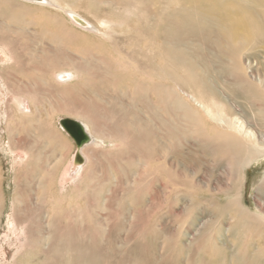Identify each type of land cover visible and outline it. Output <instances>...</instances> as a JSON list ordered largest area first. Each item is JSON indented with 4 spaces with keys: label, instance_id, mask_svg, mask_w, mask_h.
<instances>
[{
    "label": "rangeland",
    "instance_id": "obj_1",
    "mask_svg": "<svg viewBox=\"0 0 264 264\" xmlns=\"http://www.w3.org/2000/svg\"><path fill=\"white\" fill-rule=\"evenodd\" d=\"M1 1L0 46L14 60L0 58V264H264V152L244 163L251 149L236 156L240 135L228 124L240 118L264 144V38L231 36L248 16L245 0L186 9L204 30L195 37L193 24L184 27L186 61L207 90L175 92L169 82L160 109L163 80L125 66L133 49L175 48L162 29L180 37L154 0H55L97 34L52 5ZM103 21L124 22L114 30L121 47L101 36ZM254 21L262 28L264 13ZM70 71L79 79L69 86L54 79ZM196 100L212 108L215 100L226 122ZM65 117L114 142L88 148L84 172L67 184L76 146L58 128Z\"/></svg>",
    "mask_w": 264,
    "mask_h": 264
},
{
    "label": "bare ground",
    "instance_id": "obj_2",
    "mask_svg": "<svg viewBox=\"0 0 264 264\" xmlns=\"http://www.w3.org/2000/svg\"><path fill=\"white\" fill-rule=\"evenodd\" d=\"M2 1H4V0H2ZM17 1H20L22 3L26 2V3H30V4L52 5L55 8H59L61 10H64L67 14L70 15L71 18H73L74 22L76 21L85 30H90V31L95 30L96 34L99 31L89 21H87L85 18L80 17L79 15H77L71 9L59 6L57 4L58 2L55 1V0L54 1H52V0H38L36 2L29 1V0H17ZM114 1H121V0H114ZM125 1H127V0H125ZM187 1H189V2L186 3ZM3 3H5V2H3ZM8 3H10V2H8ZM8 3H5V4H8ZM125 3H123V4H125ZM173 4H176L178 6V8H176L174 10H170V8H171V6ZM153 5H156V7L158 9V15L167 14V22L168 23L172 24L173 21L176 19L175 25H176V27L178 29V32H179L178 34L180 35V37L178 36V40L177 41H174V38L169 36L170 35L169 28L162 29V32L164 31V34H162L164 36V40L163 41L172 42L175 45V48H163V47H160V49H157V50H152V51L148 50L146 53L141 51L140 48L133 49L129 53H127V62H125V66L130 67L133 64L134 67L137 70L141 71V73L143 72L145 74V73L153 72L155 75H157L161 79V81L163 80V83L162 82H161L162 84L159 83L160 86L157 88L159 90V92L162 93L161 95L157 96V100H158V104L157 105H158V109H160L162 105L164 107H167L169 105V99H170V96H171V90L173 88V85L176 86V90L174 88L175 92L177 90H182L184 88H188V89L189 88H194L195 90H197V91H199L201 93H202L203 89H205V91L207 90L205 85H204V82H203V80L201 78L200 73L197 71L196 63L189 64L186 61V59L188 57V55L185 52L186 41H184V37L186 35L183 36V33H184L183 30H185L184 27L187 26V25H191V27H192V24H193L195 26V28L192 27V30H194V31L191 30V32H190V34L194 35L195 37H197L199 35V33H201L204 30H202L203 28H201V27H197L196 24L199 23V19L193 18L196 15L192 14L193 16H191L189 20H187L188 19L187 17H186L187 19L184 17V12L186 11L187 8L192 10L194 13L196 12L195 10L198 9L199 0H184V3H183L182 0H154ZM245 5H246L247 12H248V16L246 17V19H243L241 21L237 20V21H235V23L233 22L234 25H233V28H232V31H231V36H232V40L235 43L239 41L240 35H241L240 33H243L245 40H249V38L251 36H253V35H255L253 38H261V39L264 38V26L262 28H258L256 26V24H255V21H254V18H255V16L257 14H263L264 13V0H245L244 1V6ZM35 6H37V5H35ZM135 9L139 10V8H137V7ZM125 10H126L125 11L126 16L127 17L131 16V9H128L126 7ZM142 11H144L143 8H142ZM190 20H191L192 23L190 22ZM80 21H82V22H80ZM122 22H120V21L119 22H116V21H103L102 23L100 22L101 26H103L106 29V31H107L104 34H102L101 36H103V38L106 37V39L108 38L110 40V42L112 43L111 45H113L115 48L121 47V43L122 44L124 43V40H121L120 38H118L116 36L117 35L116 31L114 32L115 27L116 28L117 27L120 28V26L123 25L124 22L123 23ZM232 24H231V26H232ZM213 27H214L213 24L209 25V28L213 29ZM198 28L201 29V30H197ZM111 31H113V32H111ZM112 33H114V35ZM140 34H141V32H140ZM159 34H161V33H158V36H159ZM143 36H145V35H143ZM142 38H144V37H141V38H138V39L142 40ZM103 43H104V40H103ZM163 49H166V50L162 51ZM0 55H1L0 58H1L2 62H7L8 63V61H13L14 60V57H13L14 55H13L11 49L9 47L4 46L3 44H2V47L0 46ZM190 56H191L192 60H195V61L198 58L197 56H193V55H190ZM144 74H142V75H144ZM1 78H3V77H1ZM77 78H78V73L77 72L70 71V72H62V73H57V74L54 73V79H56L57 83H59L61 85L62 84L63 85L64 84L68 85L69 82L71 83L74 80H76ZM2 82H3L4 86L9 87V84L6 81H2ZM169 82L173 83V85L170 83L171 86H167ZM4 89H5V87H4ZM11 90H13V89H11ZM14 92H15L14 95H18V98H22V97H19L20 96L19 95V91L18 92L14 91ZM25 98H27V97H24L23 99L25 100ZM12 100H14V99L12 98ZM17 101H19V100H17ZM196 101H197V105H199V107H201L204 110V113H206L207 115L211 116V118H217L218 121L220 120V121L226 122L225 121L226 120L225 117L223 118V115L221 116V113L219 111H217L215 113L214 107H217V108L221 107V105L220 104L218 105L215 102V100L212 101L213 105H214L213 108L210 107V105L208 103H206V102H204L202 100H200V101L196 100ZM17 103L21 104L20 101L17 102ZM179 103H180V101H179ZM21 105L25 109L26 108H30V106L28 104V101L27 102H22ZM17 109H18V107H17ZM20 109H21V107H20ZM72 119H74V118H72ZM191 119H193V118H191ZM75 120H78V121H80V122H82L84 124V126L87 129V131L91 135L92 141H91V144H89V145L85 146L83 149H81V154H82V156L85 159V163L84 164H75V162H74L75 151L73 152L72 159H71V165H69V167L67 168L66 173H65L66 177H65L64 181L66 182V184L68 182L71 183L72 181H75L77 179V177H79L84 172L83 170L85 169V166L87 165V163L89 161L88 160L89 157L87 155L88 148H91V147L94 148V146L106 147V146L109 145V144H107L109 139L105 140V139H103L105 137H103L102 135L98 136L97 133H95V131L91 127L92 123H87L84 120H79V119H75ZM58 121H59V119H58ZM58 124H59V122H58ZM228 124H229V129H231L232 131L235 132V134H238L241 137L240 138L238 136H235L236 139H235L234 145H235V148H236V153H238L236 156H240V154L242 153L241 152L242 150L246 151V150L251 149L250 150V154L245 158V161H244V163H245V162H249V160L252 159V157H254L255 155L256 156L263 155L264 144H262V143L260 144L259 143L260 141L258 140V137L255 134V132L253 130L249 129L245 125L244 122L240 121V118H235L232 121L229 120ZM58 128L61 130V132L65 133L64 130L59 125H58ZM92 130L94 131V133H93ZM109 142L110 143L112 142L114 144V142L112 140L109 141ZM11 158H13V157L11 156ZM236 202H237L238 205H240L242 207V208L239 207L240 211L241 210L244 211V209H243L244 207L241 205L240 201L237 199ZM254 218H256V217H254ZM253 220H263V218L257 217L256 219H253ZM262 227L264 228V223L262 224ZM254 228H255V232H260L261 229H262L260 223H259V225L256 224ZM19 232H20V228L16 224V229L14 231V234L17 235L16 236V240L20 238L19 234H18ZM27 237H29V236H27ZM16 242H19V241L17 240ZM17 246H19V245H17ZM14 248H17V247H14ZM18 249H15V250L13 249V252H12L11 255H14L18 251Z\"/></svg>",
    "mask_w": 264,
    "mask_h": 264
},
{
    "label": "water",
    "instance_id": "obj_3",
    "mask_svg": "<svg viewBox=\"0 0 264 264\" xmlns=\"http://www.w3.org/2000/svg\"><path fill=\"white\" fill-rule=\"evenodd\" d=\"M29 1L36 2L38 0H29ZM58 122H59V126L75 143L76 146V151L74 156L75 164H84L85 159L81 154V149L91 144L92 141L91 135L87 131L84 124L78 120L65 117V118H60Z\"/></svg>",
    "mask_w": 264,
    "mask_h": 264
}]
</instances>
